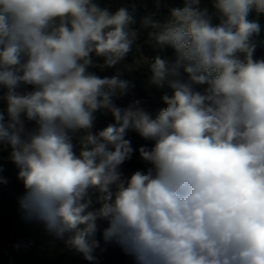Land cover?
Returning <instances> with one entry per match:
<instances>
[{"label":"clouds","instance_id":"obj_1","mask_svg":"<svg viewBox=\"0 0 264 264\" xmlns=\"http://www.w3.org/2000/svg\"><path fill=\"white\" fill-rule=\"evenodd\" d=\"M183 0L163 22L97 0H0V152L18 169L26 222L95 259L97 221L135 264H264V0ZM141 29L172 59L148 62L171 94L155 117L116 100L114 67ZM93 55L103 58L95 65ZM31 86L32 90H26ZM113 123L92 131L96 113ZM27 122L34 127H27ZM135 131L150 167L125 177Z\"/></svg>","mask_w":264,"mask_h":264},{"label":"trees","instance_id":"obj_2","mask_svg":"<svg viewBox=\"0 0 264 264\" xmlns=\"http://www.w3.org/2000/svg\"><path fill=\"white\" fill-rule=\"evenodd\" d=\"M101 7L115 11L120 7L135 9L134 15L139 20L148 16L153 20L163 22L169 16L170 10L181 7L183 0H97ZM201 7L212 11L211 0H201ZM250 18H256L261 24V32L256 39L259 46L255 57H264V14H257L254 10ZM148 31L141 29L138 38L132 45L131 51L114 67L94 66L89 71L100 77H111L117 73L123 79L131 82L128 95L117 99L115 102L120 107H127L132 101H140V106L155 117L159 110L166 107L161 97L165 93L171 94V89L165 85L157 88L151 84L148 62L155 56L162 59H172L174 52L171 48H161L155 42H148ZM95 65L103 64L102 57L93 55ZM31 91V86H26ZM6 109V102L0 101V110ZM94 128L99 131L108 124L113 123L110 113L97 112ZM27 127L34 124L27 122ZM127 139L131 140L134 154L132 159L122 165L125 177H130L132 172L140 169L146 170L150 165L139 156L141 146L151 147V141H145L135 131L129 130ZM18 169L8 160V152H0V264H135L131 256L126 255L122 248L115 242H105L103 230L108 226L106 220H98L96 239L100 246L95 250L93 261L86 260L82 254L74 249H69L63 240L49 234L42 223L26 222L19 207V199L24 194L23 183L17 179Z\"/></svg>","mask_w":264,"mask_h":264}]
</instances>
